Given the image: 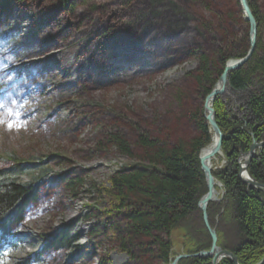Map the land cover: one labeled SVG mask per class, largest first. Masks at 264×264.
<instances>
[{
  "label": "rangeland",
  "instance_id": "rangeland-1",
  "mask_svg": "<svg viewBox=\"0 0 264 264\" xmlns=\"http://www.w3.org/2000/svg\"><path fill=\"white\" fill-rule=\"evenodd\" d=\"M253 1L264 16V0ZM63 2L0 0V24L14 9L27 8L25 14L36 27L30 42L42 34L47 23L57 24L47 31L49 41L58 40L61 31L67 33L68 37L59 41L66 54L58 64L55 80L60 86L66 80L64 84L72 88L59 95L51 85L41 88L25 109H21L22 101L6 121L5 110H0V168L10 166L2 157L13 154L21 160L44 163L41 169L51 170L40 200L27 208L18 225L17 241L6 251L5 263L152 264L142 255L133 258L121 251L117 238L121 218L109 217L107 202L93 190L94 186L109 188L110 179L117 173L144 166L124 156L110 138L119 134L135 156L142 154L136 146L141 135L168 146H189L200 135L196 117L206 114L207 96L193 78L200 57H214L228 47L231 53L249 51V24L239 0H69L68 7ZM145 38L153 39L159 47H183V51L171 60L167 57L166 63L162 62L166 56L157 59L149 55L150 71L130 80L122 76L112 83L100 81L102 84L94 88L79 79L80 72L81 77L87 75L80 66L87 55L96 62L97 53L121 46L144 55ZM259 40L264 46V22ZM88 65L95 73L100 71L99 66ZM4 80L9 83L0 96L13 85L10 78L1 82ZM246 98L247 94L236 93L227 85L215 101L236 113ZM15 103L14 99L8 106L17 107ZM216 157L214 171L227 164L223 154ZM61 175L74 181L73 191L57 179ZM218 183L221 202L226 191ZM64 228L70 230L71 248L42 251V237ZM180 234L178 230L173 236L174 260L187 255L178 253L183 243Z\"/></svg>",
  "mask_w": 264,
  "mask_h": 264
},
{
  "label": "trees",
  "instance_id": "trees-1",
  "mask_svg": "<svg viewBox=\"0 0 264 264\" xmlns=\"http://www.w3.org/2000/svg\"><path fill=\"white\" fill-rule=\"evenodd\" d=\"M68 2L64 0L63 6L68 7ZM248 3L258 24L256 49L248 62L228 77L230 88L236 93L247 94V98L236 113L217 101L213 103L216 122L223 133L221 151L227 162L225 167L215 170L213 176L222 183L226 194L221 202L210 203L207 213L210 225L218 235L217 246L234 254L239 264H258L264 258V191L240 180L237 163L241 153H249L254 141L258 144L264 142V46L259 40L264 16L253 0H248ZM26 11V7H18L0 24V82L7 77L13 81L7 94L0 96V110H5L3 121L15 111L14 108H20L22 101L21 109H25L26 103L34 99L41 88L51 85L58 95L72 89L64 84L66 80L61 86L55 80L57 69H60L58 64L66 54L59 41L67 38V33L61 31L58 40L49 41L51 36L47 31L57 24L47 23L42 34L30 42L31 31L36 27L26 16ZM153 41L148 38L142 40L146 44L144 55L132 51V47L122 46L112 47L104 54L96 52V62L89 60L87 55L80 62L87 75L81 77L80 72L79 79L89 82L94 88L102 84L100 81L112 83L122 76L130 80L150 71L152 64L148 63V58L151 56L157 59L166 56L162 59L166 63L167 57L171 60L183 51V47L171 50L159 47ZM229 49L219 50L214 57H200L193 78L206 96L213 91L226 65L248 53L247 49L241 53H231L227 51ZM88 63L99 66L100 71L95 73L90 65L87 66ZM8 83V80L0 83V92ZM14 99L17 107L8 106ZM196 122L200 135L189 146H168L141 135L136 143L142 151L139 156L133 154L130 144L119 134L110 138L124 156L144 165L115 174L110 179L109 188L93 187L107 202L106 214L121 218L117 238L121 251L130 257L135 258L138 254L152 264H171L175 257L173 236L178 230L182 232L183 242L179 254L194 255L210 251L212 247V239L199 208L200 200L208 193L199 155L211 144L213 133L204 115L196 117ZM1 160L10 166L0 168V256L6 248L14 247L18 225L22 223L27 208L40 200L45 188L44 180L51 172L48 168L41 169L44 163L21 160L13 154ZM247 171L254 181L264 185V147L257 150ZM25 177L29 180L25 181ZM57 179L74 190V181L64 175ZM69 233L70 230L64 228L58 233L43 236L42 251L71 248L73 241ZM4 261L0 259V264H6ZM179 264H212V258L189 257ZM218 264L234 263L225 258Z\"/></svg>",
  "mask_w": 264,
  "mask_h": 264
},
{
  "label": "water",
  "instance_id": "water-1",
  "mask_svg": "<svg viewBox=\"0 0 264 264\" xmlns=\"http://www.w3.org/2000/svg\"><path fill=\"white\" fill-rule=\"evenodd\" d=\"M243 9V12L245 14V20L248 22L250 27V48L247 53V55L239 60H235L232 63H228L224 69V73L220 77L218 83L214 87L213 91L207 96L206 100V114H204L206 122H208L211 131L213 132L214 136L217 137L218 143L215 147V149L212 151V153L207 156L206 158L202 157V151L199 155L200 164H201V170L204 173L205 179H206V186L208 189V193L200 200L199 202V208L203 213L204 223L205 226L211 236L212 239V247L210 251H203L197 255H194L193 257H200V258H212V264H218L221 260L225 258H229L233 261L234 264H239L238 258L232 254L229 251L221 250L218 246V235L216 232V229H212L209 223L208 219V206L210 203L213 202H219L218 199V192L217 187H219V183L216 181V179L213 176L214 170H212L209 165L207 164V160L214 157L216 154L221 153L222 150V142H223V133L221 129L219 128L216 119H215V112L214 109L208 106V101L213 100L215 101L216 98L222 94L225 93L228 83V77L230 73L237 71L241 67L244 66L246 62L252 57L255 49H256V38L258 33V24L256 22V19L250 9L248 0H239ZM264 147V142L258 144L256 141L253 142L249 153H241L240 157L237 160L238 166H239V178L243 183H246L248 185H251L255 188H259L264 191V185L257 183L254 181L249 175H248V167L250 166L252 160L255 157L257 149H262ZM189 258L188 255H180L176 257L174 262L171 264H178L181 260ZM258 264H264V258L263 260Z\"/></svg>",
  "mask_w": 264,
  "mask_h": 264
},
{
  "label": "bare ground",
  "instance_id": "bare-ground-1",
  "mask_svg": "<svg viewBox=\"0 0 264 264\" xmlns=\"http://www.w3.org/2000/svg\"><path fill=\"white\" fill-rule=\"evenodd\" d=\"M245 18V17H244ZM233 61H231L230 63H232ZM213 100H210V101H208V106L211 108L212 107V104H213ZM217 143H218V139H217V137H215L214 136V134H213V141H212V143H211V145H209V146H207V148L204 150V151H202V157L203 158H206L207 156H209L211 153H212V151L215 149V147H216V145H217ZM223 153H222V151H221V153H218V154H216V155H222ZM216 155L214 156V157H212V158H210L209 160H207V164L209 165V167L212 169L213 167H212V164H213V161L217 158L216 157ZM213 170V169H212Z\"/></svg>",
  "mask_w": 264,
  "mask_h": 264
}]
</instances>
